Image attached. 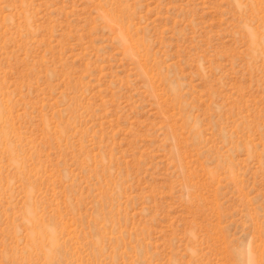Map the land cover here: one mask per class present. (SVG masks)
Instances as JSON below:
<instances>
[{
  "label": "rangeland",
  "instance_id": "rangeland-1",
  "mask_svg": "<svg viewBox=\"0 0 264 264\" xmlns=\"http://www.w3.org/2000/svg\"><path fill=\"white\" fill-rule=\"evenodd\" d=\"M0 264H264V0H0Z\"/></svg>",
  "mask_w": 264,
  "mask_h": 264
}]
</instances>
